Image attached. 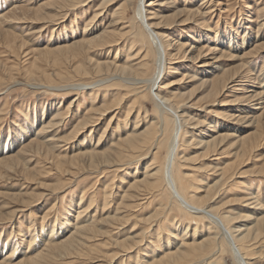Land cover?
<instances>
[{"label":"rangeland","instance_id":"1","mask_svg":"<svg viewBox=\"0 0 264 264\" xmlns=\"http://www.w3.org/2000/svg\"><path fill=\"white\" fill-rule=\"evenodd\" d=\"M137 2L0 0V263L40 253L37 264H238L217 227L166 185L168 141L181 125L170 168L177 193L247 234L236 244L249 264H264V0H170L152 9L149 23L173 46L153 88L169 101L162 113L147 84L131 81L158 66ZM197 7L206 16L183 22L184 9ZM108 25L117 33L110 47H70ZM103 61L147 65L122 81L96 65ZM116 103L91 132L62 142L88 109ZM65 109L57 128L37 137L52 150L45 157L29 143ZM135 127L147 129L129 142ZM95 149L102 156L81 155ZM83 226L72 247L47 252Z\"/></svg>","mask_w":264,"mask_h":264},{"label":"bare ground","instance_id":"2","mask_svg":"<svg viewBox=\"0 0 264 264\" xmlns=\"http://www.w3.org/2000/svg\"><path fill=\"white\" fill-rule=\"evenodd\" d=\"M143 1L144 0H138V2H137V5H136V17H137V19H138V21L140 23V26L142 27L143 31L148 34V36L150 37V40H151L153 46L156 48V50L158 52V66H157V70H156L157 73L154 74V76H152L151 78H148V79L137 78L136 77V78H132L131 81L137 82L139 84H147V88L149 90V93L152 95L153 99L156 102V106L158 107V109L161 110V113H162V110H165V111L168 110V107H169L168 103H169V101L166 98L160 96L158 93H155L153 88L157 84L156 81H157V79H158V77L160 75L161 67L163 66L164 58H166V56L169 55V52L168 51L173 50V46H170L169 43L164 42L163 41L164 36L163 35H159L156 32V30L160 27V25L159 24H156V23H149V21L155 18V16H154L155 14L152 11V9L155 6H158V5L168 4L167 2L170 1V0H149L146 5H143ZM203 1L204 2L201 3L200 6H202L203 4H209V2H210V0H203ZM25 7L26 6H24V9H25ZM145 7H148V8L146 9ZM62 8H64V7H62ZM17 9H18V7H17ZM28 9H29V7H28ZM59 9H60V7H59ZM65 10H67V8H65ZM184 10H185V12H186L187 15H186V18H185V20L183 22H186L188 20L193 19L194 16H199L200 19L201 18H204L206 16L205 15L206 12H204V8L202 9V7H197L195 9H184ZM13 13H15V12H13ZM36 13H39V12L36 11ZM25 14H27V13H25ZM35 15H37V14H35ZM95 16L97 17V15L95 14L93 16V18H95ZM2 17H0V18H2ZM5 17H3V18L5 19ZM10 17H11V15H10ZM13 17H14V15H13ZM2 19H0V20H2ZM107 27L108 28H106L100 34H97V35H95V36H93L91 38H88V39H83L80 42H76L73 45H70V47L71 48H72V46L73 47H77L78 45L92 43V42H96V41L99 42L102 47H110L112 44H111L110 41L107 40V38L113 37V36L117 35V33L115 32V30L110 29L111 26L108 25ZM119 35L122 36L120 33H119ZM103 40L104 41L107 40V41L104 42ZM177 47L178 48L176 50H177V52H179L181 50V48H182V45L180 44ZM144 57L142 58V61L143 60H146ZM133 58L135 59L136 57H133ZM134 59H132V60H134ZM96 65L98 67H101V68L102 67H106V68L113 67V69H115L114 70V76H118L122 81H127L128 80L127 77H129V76H132V75L133 76L141 75L140 73L142 72L141 71L142 68L144 66H146L147 64L146 63H139V64L138 63H135V64H128L127 66H121V65L120 66H117V64H115V62H113V61H111V62H109V61H103L102 63L101 62H98ZM201 66L203 67V66H208V65H205L204 64V65H201ZM116 74H118V75H116ZM126 75H129V76H126ZM217 83L218 82H216L212 87L214 89L216 88L215 92H218L219 93V92H221V90H224L225 89L226 84L228 83V80H225V81H223V83H220V86H218L219 84H217ZM71 87L73 88V90H82V89H84V86L83 85H78V86L77 85L76 86L75 85H72ZM92 102H94V101H92ZM119 104L116 103V104H113V106L103 107V108H100V109H96L94 111H91V110L88 109V111L83 114L84 115L83 118H81L77 122V124L73 128L70 136L68 138L62 140V142H65V143L70 142L71 139L73 140L74 138H76L77 135L78 134H81L82 131L84 129H86V128H91L90 131H89V132H91L94 124L96 126L98 124V121L101 119V117L104 116L105 113L109 112L110 108L114 107V109H116ZM261 104L262 103H258L257 105H261ZM67 110L68 109H65L66 113H65V111H63L61 113H59V111H57L55 114L49 115L50 116V119L46 123V126H44L43 124L42 125H39L41 127L39 128L38 132L34 135L35 136L34 141H32V142L29 143L31 145L30 146L31 148L33 147V148H35V150H38V151H40L42 149L45 157L48 156L50 154V152H52V150H50V148H46L44 146V143L42 141H38V138L37 137L41 133H43L46 128H53V127L54 128H57V125L59 123H61L64 120L65 115H67ZM131 110H132V108H129L128 109V113ZM171 112L170 113L175 118V122H178V117L176 116V114H174L173 111H171ZM42 117H43V115H42ZM47 118H49V117H47ZM40 120L41 119L38 120V123L39 124H41V121ZM178 126L179 127H177V129L175 130L173 136L168 141V153H167V156H166V164L164 166V180L166 182V185L168 186V188L170 189V191L172 192V194L174 195V197L177 199V201L180 203V205L185 210H187L188 212L194 213V214H199V213L205 214V216L209 219V221H211V223H213L214 226L217 227V229L220 231V233H222V236L225 238V240L228 242V244L232 247L231 250H232V252H233V254H234V256H235L238 264H249V262L247 260H250V258L248 257L250 254H247L246 252H245V254H243L241 252V250L239 249L238 245L236 244L237 242L240 243V244H243L245 242V240L247 239V234H240L239 233L240 235L239 234L235 235L234 233H232L231 231H229L225 227V224L223 223V220L219 216H217L215 213H213L210 210L209 211H206V210H204V207H200V206L194 204L193 202H188L187 200H185V198H183L180 194L177 193V191L175 189V185H174V183H173V181L171 179V176H170V168H171L172 159H173V156H174V151H175L174 148L177 146V142H176V140L178 141L177 133L179 134V132L181 131V127H180L181 125H178ZM146 129L147 128H145L142 131H139L140 129H138V128L136 129V127H135V128H133L131 130V132L129 134L126 135L125 138L129 142H133L134 140L139 139L142 136V133ZM103 133H104V131H103ZM102 139H103V135H100L99 141L102 140ZM99 141H98V144L97 145H99V143H100ZM102 144H100V145H102ZM206 144L208 145V142ZM97 145L95 146L96 148H97ZM83 154H87V156L95 157L97 155L98 156H102L103 153H100V152H98L95 149L94 151H90L89 153H82L81 155H83ZM55 158H56L57 161L62 160V157H60L59 155H56ZM55 158L52 157V159H55ZM107 159L108 158H105L104 159L105 160L104 161L105 163L107 161L109 162V160H107ZM6 162L7 161L1 162V163L6 164ZM8 168H10V167H8ZM24 171L25 172H29V171H26V170H24ZM28 175H30V174L28 173ZM150 176H152V175H149L148 177H150ZM177 181H178V183L181 184V181L179 180V178L177 179ZM78 224H80V223H77L76 225H78ZM84 227L85 226H83V227H76V230L74 231V233H72L71 235H69L68 237H66L63 241H60L59 243H56V244L48 245L47 246V249H46L47 252L53 251V250H58V249H65L67 247H72L73 243L76 242L75 237H76L77 233H80L81 230ZM237 232H239V231H237ZM174 253L178 254L179 252H174ZM174 253L173 252L172 253L170 252V253L166 254L165 256L166 257H169L170 255H172ZM43 259H44V254H41L40 255V253H38L35 256L26 259V261L23 260L21 262H18L17 264H37L38 262H41V260H43ZM0 264H2V263H0Z\"/></svg>","mask_w":264,"mask_h":264}]
</instances>
